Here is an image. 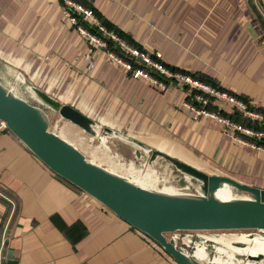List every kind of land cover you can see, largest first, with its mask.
I'll use <instances>...</instances> for the list:
<instances>
[{
    "label": "crops",
    "instance_id": "1",
    "mask_svg": "<svg viewBox=\"0 0 264 264\" xmlns=\"http://www.w3.org/2000/svg\"><path fill=\"white\" fill-rule=\"evenodd\" d=\"M85 1L143 50L159 51L165 65L217 81L264 112V0ZM0 59L103 127L264 188V151L240 144L209 119H193L183 105L187 87L170 84L161 91L130 77L67 23L59 0H0ZM212 107L238 115L222 103ZM78 128L66 125L63 138L87 153ZM118 161L133 174L128 162ZM163 177L157 188L192 190L168 177L161 183ZM0 191L14 205L11 213V204L0 198L4 264L9 250L17 264H179L151 237L49 169L6 127L0 128ZM204 246L195 242L191 254L215 264Z\"/></svg>",
    "mask_w": 264,
    "mask_h": 264
},
{
    "label": "water",
    "instance_id": "2",
    "mask_svg": "<svg viewBox=\"0 0 264 264\" xmlns=\"http://www.w3.org/2000/svg\"><path fill=\"white\" fill-rule=\"evenodd\" d=\"M23 89L33 102L14 94L0 81V121L5 123L6 128L49 169L151 237L179 264L203 263L183 248L177 247L175 239L167 236L169 233L224 229L264 230V188L240 182L227 175L207 174L132 136L103 127L31 82L25 81ZM48 111L100 142L103 138L107 140L116 137L142 149L151 160L164 158L181 173L197 179L201 192L171 195L149 190L92 162L79 148L49 128ZM223 183L246 192L248 197L217 199L214 191ZM248 258L258 261L264 259L261 254L249 255ZM6 264H17L11 250L7 252Z\"/></svg>",
    "mask_w": 264,
    "mask_h": 264
},
{
    "label": "built area",
    "instance_id": "3",
    "mask_svg": "<svg viewBox=\"0 0 264 264\" xmlns=\"http://www.w3.org/2000/svg\"><path fill=\"white\" fill-rule=\"evenodd\" d=\"M62 1L63 13L67 23L78 31L89 44L104 50L109 58L120 65L130 77L134 79L144 78L153 87L161 91H164L170 84L194 90L190 98L185 99L183 102L184 107L190 112L193 119H209L218 124L223 132L230 134L240 144L247 145L255 151H264V128H261L264 121V112L251 100H245L241 95L221 85L215 86L204 82L189 72L171 69L161 61L159 51L147 52L131 45L116 33L108 32L91 7L75 0ZM80 20L97 28L102 35L92 32ZM104 37L113 41L120 51L116 52L108 49ZM92 64L90 60L88 67L90 68ZM216 103H222L230 107L242 118L257 126L242 123L223 114L216 108H211ZM1 127H6L3 121H0ZM0 198L11 204L12 213L14 208L12 200L1 191ZM182 232H186L184 234L186 236L192 231H176L169 234L177 242L178 239L182 241L183 237L180 234ZM182 244H184L183 241ZM0 264H4L1 253Z\"/></svg>",
    "mask_w": 264,
    "mask_h": 264
},
{
    "label": "rangeland",
    "instance_id": "4",
    "mask_svg": "<svg viewBox=\"0 0 264 264\" xmlns=\"http://www.w3.org/2000/svg\"><path fill=\"white\" fill-rule=\"evenodd\" d=\"M1 65H7L9 67L14 68L17 72H19V69H16L15 67L11 66L7 61H4L2 59H0V66ZM24 75L25 81L27 83L30 82L29 78L25 75V73L21 70V72ZM23 90V95L28 102H33L26 94L24 89ZM19 96V95H18ZM21 97V96H20ZM48 119H49V128L51 130L57 131V123H64V124H71L63 119H61L57 114L48 111ZM102 126V125H101ZM104 126V125H103ZM78 130L80 131L81 135H83V145L85 148L88 149L87 153H84L86 155V157L88 159H93L95 163L101 165L104 168L107 169H111L113 168L115 171V173L117 174H124L126 172V170L124 168H121L120 166H118L114 161H112L109 158V154H113V153H118L119 155L122 156L123 160L125 162H133L134 163V167H140L141 171H145L146 167H148L149 163H151L153 160H151V157L149 155H147L142 149H139L137 147H135V145L125 142L119 138L116 137H110L107 138L106 140V147L103 146L101 144L100 141H98L97 138H93L91 137L89 134L84 133L80 128H78ZM126 135H129V133H124ZM69 139L71 141L74 140L73 136L71 135L69 137ZM86 143V144H85ZM166 150L168 151V153L171 151V149H165V153ZM82 151V149H81ZM91 151L94 153L93 155L91 154ZM107 152V153H106ZM96 153V154H95ZM167 153V154H168ZM185 157H187L188 159H190L195 167L199 168L201 171H204L207 174H222V175H227L224 174L223 172H220L215 170V169H211L209 166L201 163L199 160L195 159L194 157H188L184 154H181ZM92 157V158H91ZM144 163V166L141 167L140 164ZM149 162V163H148ZM167 164V165H166ZM152 167L154 169H156L160 174L164 175L165 177H168L171 180V183L176 185L178 188L183 187L186 183L184 180V176L185 174L181 173L180 171H178L170 162L166 161L164 158L162 157H157L155 163L152 164ZM124 176V175H122ZM229 176V175H227ZM126 177V176H124ZM231 177V176H230ZM191 178V191H194V187L197 188V192H191V193H199L201 192L199 189V185L200 182L195 179V178ZM234 178V177H232ZM236 180H238L237 178H234ZM240 181V180H238ZM242 182V181H240ZM187 187V185H185ZM234 189V188H233ZM235 192H237V194H239L240 196H247L246 192L234 189ZM180 192V191H179ZM182 192V191H181ZM258 229H224V230H203V231H192L190 234H192L193 237H188L189 239L193 240V242H199L202 241V235L203 237H206L208 235H214V236H220V234L222 235V233H242V234H249L251 237L254 236L255 233H260L259 231H257ZM186 232H182L181 237H184ZM168 237H171L170 234H167ZM212 237V238H216V237ZM222 237V236H221ZM190 243V245L188 247H186L184 244H182L181 239H178L177 243V247H181L183 248L188 254H191L194 250V243ZM205 244L207 246H204V249H207L208 254H209V259L213 262V263H219V264H232L229 263V261L224 260V257L222 256V253L220 250H215L214 245H216L214 242L206 240ZM234 245L236 246H242L243 244L238 242V243H234ZM218 253V254H216ZM224 255V253H223ZM240 256V258H246L247 256L246 254H238ZM203 264H208V263H203Z\"/></svg>",
    "mask_w": 264,
    "mask_h": 264
},
{
    "label": "bare ground",
    "instance_id": "5",
    "mask_svg": "<svg viewBox=\"0 0 264 264\" xmlns=\"http://www.w3.org/2000/svg\"><path fill=\"white\" fill-rule=\"evenodd\" d=\"M0 81L8 89H10L14 94L19 95L21 97H24V95H23L24 92L22 89H23V86L25 84V80H24V76L22 75V73L17 72L14 68L9 67L7 65H1L0 66ZM66 125H68V124L59 123V122L56 125L58 128L56 132L62 138H63L62 132H64V128ZM105 140L106 139L103 138L101 140V142H104ZM101 144L103 146H105L106 142L101 143ZM73 145L76 146L77 148H79L77 144H73ZM176 153L178 155V156H176L177 158L195 166L194 163L190 159L181 155V153H178L177 151H176ZM91 154L93 155L94 153L91 151ZM109 158L112 161H114L118 166L121 167V164L118 161L119 158H122L121 155H119L118 153H113V154H109ZM156 159L153 160L151 163L148 162L149 165H148V167H146L144 172L141 171L140 167H134L133 162H130V163L128 162V166L133 167V174L129 175V174L124 173L122 175L126 176L131 182H133L136 185H139V186L146 188V189H149V190L158 191V192H161L164 194L176 195L177 193H179V191L180 192L181 191L182 192H197V188H195V187H194V191L170 190V189L157 188L155 186L157 183V179L164 176V175L160 174L156 169H154L152 167V164L155 163ZM91 161L93 162L94 160L91 159ZM140 166L143 167L144 163L142 162L140 164ZM121 168H123V167H121ZM108 170L111 172L115 171L113 168L108 169ZM183 176H184L185 183L186 184L188 183L189 185H191L190 176H188V175H183ZM164 178L165 177H163L161 179V183L166 182V181H164ZM214 196L220 200H230V199H234V198L248 197V196H240L239 194H237V192L234 191V189L231 186H229L226 183L221 184L214 191ZM257 231H259L260 233H255L253 237H251L249 234H242V233H229V234H227L224 232L222 233V235L220 234V236H217V237L212 235V234L208 235L206 237H203V235H202L201 237H202L203 242H205L206 240L214 242L216 244V245H214L215 250H218V251L220 250L223 253L233 255L236 257H240L238 254H246L247 257L249 255L250 256H256V255L261 254L264 258V230L258 229ZM211 236L212 237L214 236L216 238H212ZM188 237H193V236H192V234L189 233L182 238V241L186 247H188L190 245V243L193 242V240L189 239ZM235 242L236 243L240 242L243 245L242 246H236V245H234ZM216 254H218V253H216ZM243 259L246 262H248V264H264V259L259 260V261L253 260V259L251 260L249 258L248 259L243 258ZM196 260L200 263H205V262H202L198 259H196ZM208 264H210V263H208Z\"/></svg>",
    "mask_w": 264,
    "mask_h": 264
},
{
    "label": "trees",
    "instance_id": "6",
    "mask_svg": "<svg viewBox=\"0 0 264 264\" xmlns=\"http://www.w3.org/2000/svg\"><path fill=\"white\" fill-rule=\"evenodd\" d=\"M75 1H77V2H79V3H82V4L86 5V6L91 7V8L93 9L94 13L96 14V16L100 19L102 25L106 28V30H107L108 32H114V33H116L117 35H119L121 38H123L124 40H126L128 43H130L131 45H134V46L139 47L140 49H142V48L140 47V45H137L135 42H133L127 34H124L119 28H117L116 26L112 25L111 23H109V22H107L105 19H103L102 16H100V14H99V13H98V12L92 7V5H91L90 3H88V2L85 1V0H75ZM59 2L61 3V5H63V1H62V0H59ZM80 22H81L82 24H84V25H85L88 29H90L92 32L97 33L98 35H102V34L98 31L97 28L90 26V25H89L88 23H86V22H82V20H80ZM104 38H105V37H104ZM105 39H106V41H107V47H108V49L113 50V51H116V52L120 51V50L118 49V47L116 46V44H115L113 41H111L110 39H107V38H105ZM167 66L170 67L171 69H174V70H181V71H184V72H189V73H191L193 76H195V77L201 79V80L204 81V82L210 83V84L215 85V86H220V84H219L217 81H214V80H212V79H210V78H208V77H206V76L200 75V74H198V73L190 72V71H187V70H184V69L178 68V67H173V66H170V65H167ZM185 89H186V91L188 90V91H187V96H186V98H185L186 100H188V99L190 98V96L193 94L194 90H191V91L189 92V89H187V88H185ZM237 94H238V93H237ZM238 95H240V94H238ZM241 96H242L245 100H250L249 98H247V97L244 96V95H241ZM211 108H213V107H211ZM222 113L225 114V115H227V116H229L230 118L235 119V120H237V121H240V122H242V123L250 124V125H253L254 127L257 126V125H255V124H253V123H250L247 119H244V118L238 116V115H239L238 113H237V114H238L237 116L229 115V114H227V113H225V112H222ZM261 128H264V124L261 126Z\"/></svg>",
    "mask_w": 264,
    "mask_h": 264
}]
</instances>
